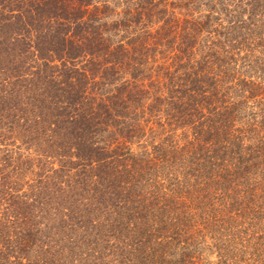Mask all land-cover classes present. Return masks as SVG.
Returning a JSON list of instances; mask_svg holds the SVG:
<instances>
[{"label":"trees","instance_id":"trees-1","mask_svg":"<svg viewBox=\"0 0 264 264\" xmlns=\"http://www.w3.org/2000/svg\"><path fill=\"white\" fill-rule=\"evenodd\" d=\"M0 264H264V0H0Z\"/></svg>","mask_w":264,"mask_h":264}]
</instances>
